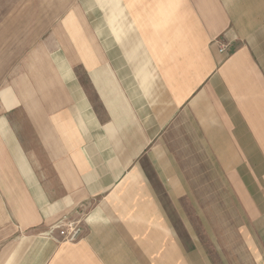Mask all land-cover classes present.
<instances>
[{"label":"crops","instance_id":"obj_1","mask_svg":"<svg viewBox=\"0 0 264 264\" xmlns=\"http://www.w3.org/2000/svg\"><path fill=\"white\" fill-rule=\"evenodd\" d=\"M0 264H264V0H0Z\"/></svg>","mask_w":264,"mask_h":264},{"label":"built area","instance_id":"obj_2","mask_svg":"<svg viewBox=\"0 0 264 264\" xmlns=\"http://www.w3.org/2000/svg\"><path fill=\"white\" fill-rule=\"evenodd\" d=\"M220 51H225V47L221 48ZM81 232L80 220L67 218L59 230V235L65 241H74L80 238Z\"/></svg>","mask_w":264,"mask_h":264},{"label":"rangeland","instance_id":"obj_3","mask_svg":"<svg viewBox=\"0 0 264 264\" xmlns=\"http://www.w3.org/2000/svg\"><path fill=\"white\" fill-rule=\"evenodd\" d=\"M109 12H110V16H112V18H113V17H114V14H115V11H114L113 7H110V8H109ZM101 13H103V11H101L99 8H96L95 10L92 11L91 14H101ZM27 145L33 147V150H32V151H33L34 155L36 154L37 157L39 156L38 158H39L40 160H42V158H40V157H41V154H40V152L36 149L35 144H34V142L31 140V137H30V136H29V138H28Z\"/></svg>","mask_w":264,"mask_h":264}]
</instances>
